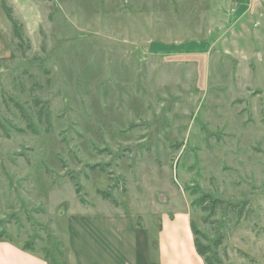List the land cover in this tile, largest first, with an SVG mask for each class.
<instances>
[{"label": "rangeland", "instance_id": "374dc122", "mask_svg": "<svg viewBox=\"0 0 264 264\" xmlns=\"http://www.w3.org/2000/svg\"><path fill=\"white\" fill-rule=\"evenodd\" d=\"M244 10L0 0V235L54 262L71 214L101 211L95 235L102 213L186 202L214 264H264V0Z\"/></svg>", "mask_w": 264, "mask_h": 264}, {"label": "crops", "instance_id": "0c3cea01", "mask_svg": "<svg viewBox=\"0 0 264 264\" xmlns=\"http://www.w3.org/2000/svg\"><path fill=\"white\" fill-rule=\"evenodd\" d=\"M258 1L242 0L245 13ZM170 208H158L144 216L117 212L122 209L117 208L107 216L102 213L99 234L83 235L81 231L78 236L92 214L101 213L84 209L69 215L67 237L54 262L39 250L4 238L0 239V264H206L196 249L189 203L174 211Z\"/></svg>", "mask_w": 264, "mask_h": 264}, {"label": "trees", "instance_id": "16d2710c", "mask_svg": "<svg viewBox=\"0 0 264 264\" xmlns=\"http://www.w3.org/2000/svg\"><path fill=\"white\" fill-rule=\"evenodd\" d=\"M13 23H14L15 28H16L17 24L14 21H13ZM16 33H17L18 37H21L17 29H16ZM34 106H35V109L38 111L37 116H38L39 123L41 125H45V127L47 126L46 130L48 132V123H49L50 114H49V110L47 108V104H43L40 100H35ZM14 107L18 110L19 114L21 115V118L27 124L28 129L32 133H37L36 128L31 123V119L29 118L27 112L24 110L23 106L20 105L18 102H14ZM18 131L20 133H24V130H18ZM6 134H7V137H9V134L8 133H6ZM210 198L211 197L208 195L203 196L201 204L202 203L204 204ZM217 203H218V201H213L212 207L209 208V207L203 206L202 209L204 212H208L209 209H211L210 211H212V214H214L216 211ZM192 231L195 235V245H196L197 252L199 253V255L201 257L204 258L206 264H214L213 258L210 256L211 255V248L209 246L203 245L200 242V240L198 239V237H196L199 235V230L196 228L194 223H192ZM0 239H4V236L2 234L0 235ZM26 248L32 249L30 246H26Z\"/></svg>", "mask_w": 264, "mask_h": 264}]
</instances>
